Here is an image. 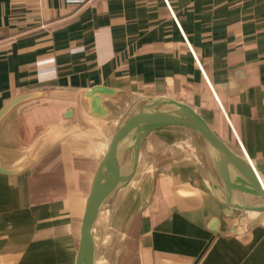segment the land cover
I'll list each match as a JSON object with an SVG mask.
<instances>
[{"label":"crops","instance_id":"1","mask_svg":"<svg viewBox=\"0 0 264 264\" xmlns=\"http://www.w3.org/2000/svg\"><path fill=\"white\" fill-rule=\"evenodd\" d=\"M94 86L112 91L101 114ZM30 93L0 121V166L15 169L0 173V264H75L85 195L129 100L191 104L264 185V0H0V109ZM200 147L181 127L146 136L114 214L104 204L128 239L115 264H264V211L240 207L255 201Z\"/></svg>","mask_w":264,"mask_h":264},{"label":"water","instance_id":"2","mask_svg":"<svg viewBox=\"0 0 264 264\" xmlns=\"http://www.w3.org/2000/svg\"><path fill=\"white\" fill-rule=\"evenodd\" d=\"M111 92L103 86H94L85 91L86 97L90 98L92 111L101 114L104 108L99 94ZM36 95L30 93L11 99L0 109V121L12 107ZM116 121L85 195L75 264L96 263L98 247L95 230L99 213L113 192L130 177L146 136L162 128L181 127L190 131L205 151L212 156L227 185L247 193L255 201H244L239 206L244 209L264 211V187L251 163L239 147L235 149L221 138L191 104L163 94L141 97L128 106ZM125 152L128 153L125 161L132 163L127 173L123 174L121 158ZM228 169L234 172L236 183H231L227 179ZM13 171L15 169L0 166V173L7 174Z\"/></svg>","mask_w":264,"mask_h":264},{"label":"rangeland","instance_id":"3","mask_svg":"<svg viewBox=\"0 0 264 264\" xmlns=\"http://www.w3.org/2000/svg\"><path fill=\"white\" fill-rule=\"evenodd\" d=\"M136 100H137V98H135L131 101L129 100L128 106L132 105L133 102ZM115 124H116V122H114V121H112L110 123V125L112 127L111 129H114ZM200 148H201L200 150L204 151L203 153L206 152L203 147H200ZM208 165H209V163H208ZM147 174H148V172H147ZM115 192H116V190L112 194V203H111L112 214H114L113 212L116 210V208H114L115 204H116V196H117V195H115ZM105 209H107V206L102 209L105 212H104V215L102 216L100 223L98 224V227L95 230V235L97 238V247H98L97 258H99L104 253V251H106V254H108V256L106 258L107 263L109 264L111 262V264H115L116 260L119 261L120 256L118 254L122 253L121 250L125 249V246L127 247L128 244L126 245V243H127L128 239L126 237H124V240L122 241L123 235H125L124 233H121V235L118 233H115L117 231L114 228H112L111 230H108V226L106 224L108 212ZM111 210H110V212H111ZM125 251L128 252L129 250L127 249Z\"/></svg>","mask_w":264,"mask_h":264},{"label":"bare ground","instance_id":"4","mask_svg":"<svg viewBox=\"0 0 264 264\" xmlns=\"http://www.w3.org/2000/svg\"><path fill=\"white\" fill-rule=\"evenodd\" d=\"M113 121H116V120H113ZM124 155H125V154H124ZM248 162H249V161H248ZM250 163H251V162H250ZM251 165H252V164H251ZM123 167H124V162H122V166H121V168H123ZM121 171H122V169H121ZM260 181H261V180H260ZM261 184H262V182H261ZM262 186L264 187L263 184H262ZM104 212H105V211H103V210L100 211L96 228L98 227V224L100 223V221H101V219H102V216L104 215Z\"/></svg>","mask_w":264,"mask_h":264},{"label":"built area","instance_id":"5","mask_svg":"<svg viewBox=\"0 0 264 264\" xmlns=\"http://www.w3.org/2000/svg\"><path fill=\"white\" fill-rule=\"evenodd\" d=\"M173 16H174V15H173ZM183 37H184L185 41L187 42V40H186L184 34H183ZM188 46H189V44H188ZM189 48H190V47H189ZM191 51H192V50H191ZM237 143H238V146H239L240 150H241V151L245 154V156L247 157L246 153L244 152V149H243V146H242L241 142H240L239 140H237ZM247 159H248V158H247Z\"/></svg>","mask_w":264,"mask_h":264}]
</instances>
